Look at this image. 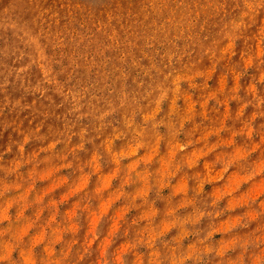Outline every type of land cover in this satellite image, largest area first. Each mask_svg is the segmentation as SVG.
I'll list each match as a JSON object with an SVG mask.
<instances>
[{"label":"rangeland","instance_id":"rangeland-1","mask_svg":"<svg viewBox=\"0 0 264 264\" xmlns=\"http://www.w3.org/2000/svg\"><path fill=\"white\" fill-rule=\"evenodd\" d=\"M165 2L174 7L178 0ZM187 2L207 5L190 29L198 42L189 40V29L173 22L167 24L165 35L160 30L163 17L151 7V0H0V189L17 183L23 186L19 203H13L17 199L15 190L0 197V245L8 239L3 233L8 225L5 217L20 218V229L27 233L25 242L31 238L35 244L34 256L51 264H60L63 250L72 239L83 242L87 238V214L77 213L80 201L88 197L76 191L80 184L76 189L71 185L81 179L91 192L97 175L89 179L82 176L91 172L89 161L97 153L105 172L104 186L119 182L108 175L115 167L106 150L108 142L113 152L129 146L133 132L126 121H133L137 127L144 125L145 116L155 107L151 103L153 90L169 82L165 79L168 73L180 75L191 62L201 70L212 64L201 44L223 47L226 26L239 16L244 4V0ZM262 18L264 11L257 23L233 42V54L219 60L203 90L207 93L218 89L223 79L226 89L238 86L241 99L219 104L216 99L203 102L201 89L182 82L181 89L191 92L192 99L199 102L178 139L196 141L200 129L212 126L224 112L234 116L244 101H253L248 88L256 82L264 64H253L244 71L242 57L257 50L256 33ZM169 52L188 54L169 61ZM230 68L243 75L234 79ZM256 89L264 96V83H257ZM76 94L81 97L79 111L74 110ZM175 105L185 109L183 96L175 98ZM172 109V100H165L156 117L164 121L156 130L165 137L159 146L161 154L167 152ZM202 111L207 119L200 114ZM255 111L254 101L248 103L244 117ZM103 112L108 114L99 119ZM253 123L257 130H264V116L256 117ZM228 124L239 128L241 120L230 119ZM151 134L149 125L147 135ZM216 139L213 135L209 142ZM236 143L249 141L240 135ZM200 146L194 142L179 156L198 157L195 150ZM258 158L259 153H253L249 162ZM18 161L22 163L17 170L10 171ZM130 162L126 159L122 164ZM159 167L158 159L149 164L152 171ZM167 167L166 162L162 163L160 174L165 186L160 193L154 189L145 196L144 189L128 185L127 190L134 193L135 207L119 199L114 201L113 194H109L101 205L107 214L101 219L92 213L91 226L98 239L95 243L88 240L91 248L79 264H98L102 251L115 257L117 264H137L138 260L153 264L152 257L159 255L163 264H171V255L175 264H227L240 254L241 249L234 245L249 239L262 221L234 227L247 208L238 206L246 199L243 194L232 200L222 199L236 186L235 177L228 181L232 170L218 180L215 175L203 177L204 159H200L197 166L181 167L171 177L169 187L164 181ZM249 187L251 183L243 184L237 194ZM172 191L176 195H171ZM141 197L151 200V206L140 204ZM70 227L78 228L75 237L66 231ZM146 236L151 247L143 242L135 245ZM78 247L73 246L70 259H76Z\"/></svg>","mask_w":264,"mask_h":264},{"label":"clouds","instance_id":"clouds-1","mask_svg":"<svg viewBox=\"0 0 264 264\" xmlns=\"http://www.w3.org/2000/svg\"><path fill=\"white\" fill-rule=\"evenodd\" d=\"M151 7L163 17V22L160 24V30L167 34V24L170 22L179 24L182 28L189 29V40L198 42L195 39L194 34L190 29L195 25L196 20L207 7V5L201 6L196 3H189L187 0H178L175 6H170L165 0H151ZM215 7V6H214ZM264 11V0H244L243 8L238 17L229 21L226 26L227 30L224 33V39L226 43L223 47H217L216 44L204 46L201 44L202 51L205 55L209 56L212 60V64L205 70L198 69L195 62H191L185 65L186 71L180 75L168 73L166 80L169 82L166 85H157L153 90L155 95L151 103L155 106L151 112L144 119L143 126H135L133 121L127 120L126 127L130 128L133 132L132 140L129 142V146L126 149H122L118 152H113L111 148V141L108 142L106 150L112 155L115 167L108 172V175L112 176L118 183L112 186H104V175L102 171V165L100 163V154H94L89 161L91 172L82 176L84 179H89L90 175H97V183L89 192L88 184L82 183L81 179L78 183H73L72 188L76 189V185L80 184V187L76 189L77 192L84 193L88 198L80 201V208L77 215L80 212H85L88 219V236L80 242L77 239H72L66 246L64 251V257L60 264H79L89 252L91 245L88 240H93L95 243L98 239V234L93 232L91 222L92 213L95 212L101 219L107 213L102 211V202L107 200L109 194H113V200L116 199L127 202L130 206H136V200L134 193L127 190L128 185L135 184L137 189H144L145 196L147 192H152L154 189L157 193L163 191L164 184L161 179V165L166 162L167 174L164 177V181L169 183L171 177H174L181 167L186 166L192 168L199 164L200 159H204V173L206 175H215L216 180L220 179L225 173H229V180L233 177L237 179L235 188L232 191L225 192L222 199L232 200L233 198H239L242 194L246 196V199L238 206H245L247 210L242 214H239V218L236 221L234 227H247L255 221H262L257 230L250 235V238L244 241L237 242L234 247L241 249L240 254L234 259L230 258L227 264H264V130H257L253 121L258 116H264V96L259 95L256 84L264 83V70H261L255 83L250 84L248 92L252 95L255 104L256 111L248 117H244V109L248 103L253 101H244L241 106V110L234 116L229 112H224L221 116L217 117L212 126L200 129V135L196 137V141L188 139L181 141L178 139L180 132L183 130L185 123L193 118L195 115V105L199 101L192 99V93L187 90L181 89L183 81L189 83L190 88L201 89V100L203 102L209 99H216L217 103H228L232 99H241L238 93V86H233L231 89L225 88L224 80H221L220 87L215 90H211L205 93L203 90L207 88V82L212 73L216 69V64L221 59L230 57L232 52L233 42L240 37V35L250 26L257 23V17ZM257 50L250 52L243 56L244 71L253 64L257 66L264 64V18L260 20L259 27L256 33ZM187 52H169L167 53L169 61L173 58L179 59ZM153 67H156L153 65ZM234 79H238L243 75V72H236L235 69L230 68ZM183 96L186 107L184 110H180L175 105V98ZM224 99L221 100L220 97ZM80 95L76 94L74 99L76 100L75 109L79 111L82 105L80 104ZM171 99L173 102V109L169 112L168 120V136L166 139L167 152L161 154L159 146L161 142L165 141V137L156 131L161 124L164 123L162 119H157V114L160 110V105L165 101ZM108 111H111L109 109ZM107 112L101 113L99 119H103ZM205 119H207V113H200ZM230 119L241 120V127L233 128L228 124ZM150 125L152 134L149 137L148 126ZM227 133V135H223ZM123 133H118L122 135ZM215 135L217 139L209 142L210 137ZM246 136L249 143L237 144V136ZM257 137H259L257 139ZM200 143V147L195 150L198 153V157L185 154L179 156L180 153H184L193 143ZM183 145V147H180ZM140 149H144L141 152ZM20 150H23V146H20ZM259 153V158L249 162L253 153ZM215 153L214 158L211 160L206 159L211 154ZM179 157V158H178ZM130 159L128 164H122V161ZM153 159H158L160 167L155 171L150 170L149 164ZM134 162V164H133ZM22 162L18 161L10 169V171H16ZM219 166V167H218ZM188 180V177H184ZM126 181V182H125ZM245 183H251L246 191L241 194H237L238 190ZM23 186L19 183L12 184L10 187H3L0 189V197H3L10 190H15L17 193V199L13 203H19L20 189ZM76 192H72L71 195H75ZM171 195H176L172 191ZM8 198L3 204H7ZM93 200L95 203H93ZM35 202V201H34ZM42 203V202H39ZM217 201L215 198L212 200V204L215 205ZM140 204L144 207H150L151 200L141 197ZM256 205V206H254ZM222 211H227L224 209ZM8 221V225L3 229V233L8 234V239L3 241L0 245V264H51L50 261H46L45 258H37L34 256L32 249L35 244L28 239L25 242L27 233L20 229V218L16 217L13 220L11 217H5ZM78 224L79 221L77 220ZM66 231L73 234L78 232V228L70 227ZM159 235V233H157ZM146 243L151 247L148 237H141V240L135 242ZM154 243V240L152 241ZM79 244L76 248V259L72 260L70 257L73 253V246ZM103 248V246L98 245ZM18 249V251H17ZM249 249H254L249 251ZM171 264H175L172 255L169 257ZM153 264H163V260L160 255L152 257ZM98 264H117L115 257H109V254H102L99 257ZM137 264H144L143 260H138Z\"/></svg>","mask_w":264,"mask_h":264}]
</instances>
